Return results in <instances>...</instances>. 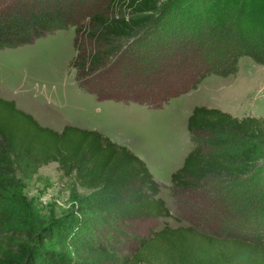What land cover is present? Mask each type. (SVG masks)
Wrapping results in <instances>:
<instances>
[{
    "label": "trees",
    "instance_id": "16d2710c",
    "mask_svg": "<svg viewBox=\"0 0 264 264\" xmlns=\"http://www.w3.org/2000/svg\"><path fill=\"white\" fill-rule=\"evenodd\" d=\"M72 26L70 67L99 100L159 109L209 75L237 73L243 56L264 65V0H0V50ZM188 129L192 150L169 192L189 224L173 227L161 184L128 146L42 127L0 98V263L16 212L2 206L22 198L18 174L57 162L88 190L74 201L80 218L57 228L75 260L41 248L26 264H264V118L196 106ZM139 221L152 222L144 234L132 232ZM43 230V245L59 241Z\"/></svg>",
    "mask_w": 264,
    "mask_h": 264
},
{
    "label": "rangeland",
    "instance_id": "374dc122",
    "mask_svg": "<svg viewBox=\"0 0 264 264\" xmlns=\"http://www.w3.org/2000/svg\"><path fill=\"white\" fill-rule=\"evenodd\" d=\"M75 36V26H72L51 31L28 44L0 50V63L13 67L0 66V83L11 80L13 99L7 101L15 102L17 108L32 115L42 127L61 130L66 124H82L84 128L102 129L111 140L142 152L164 184L170 183L174 171L171 169L178 167L179 159L184 156V137L189 136L184 117L190 108L207 106L240 119L264 118V65L249 56L239 59L237 73L209 75L198 88L164 107L144 109L135 103L101 101L93 93L80 89L76 70L70 67L76 55ZM255 141L264 147V139ZM18 177L22 198L3 202L2 206L4 211L15 208L16 212L10 248L0 264H26L33 254L40 255L41 248L59 252L65 261L75 260L67 252L64 236L57 228L64 221L71 226V220L80 218L73 212L74 201L88 190L77 184L74 175L66 176L57 162L43 165L33 179H25L20 174ZM162 186L172 212L167 222L173 227L188 225L177 212L169 186ZM150 225L152 222L139 221L131 229L135 234H144ZM47 226L58 232L59 241L47 239L43 245L40 240L46 239L43 229Z\"/></svg>",
    "mask_w": 264,
    "mask_h": 264
},
{
    "label": "crops",
    "instance_id": "0c3cea01",
    "mask_svg": "<svg viewBox=\"0 0 264 264\" xmlns=\"http://www.w3.org/2000/svg\"><path fill=\"white\" fill-rule=\"evenodd\" d=\"M1 52V51H0ZM75 52H76V50H75ZM0 66H3V67H7V68H10V67H12L10 64H6V63H4V62H1L0 63ZM12 69H13V67H12ZM11 80L10 79H8V81L6 82V83H0V98H2V99H6V100H8V99H11L12 98V87L10 86V84H11V82H10ZM80 87V86H79ZM80 89L82 90V88L80 87ZM84 90V89H83ZM193 91V90H192ZM191 92V91H190ZM189 93V92H188ZM187 94V93H186ZM183 95H185V94H183ZM183 95H180V96H183ZM180 96H178V97H180ZM178 97H175V98H173L172 100H174V99H176V98H178ZM13 99V98H12ZM104 100H106V99H104ZM107 100H112V99H107ZM102 101V100H101ZM118 102H120V101H118ZM130 104H132V103H130ZM134 104V103H133ZM135 104H138V103H135ZM141 105V104H140ZM142 107L144 108H146V106L145 105H142ZM207 107V106H206ZM144 108V109H145ZM208 108H211V107H208ZM194 110V109H193ZM193 110H192V108H190L189 110H188V113H186V115H185V117H184V122H186L187 123V128H188V121H189V117L191 116V114H192V112H193ZM175 117L176 118H179V116L178 115H175ZM183 120V119H182ZM68 125H72V124H68ZM67 126V124L63 127V129L65 128ZM72 126H77V127H79V128H82V129H88V128H84L83 126H82V124H79V125H72ZM49 128H51V129H53V130H55V131H59V132H61L63 129H61V130H57V129H54V128H52V127H50V126H48ZM90 130H98V131H100V132H102L103 133V131H101L99 128H95V129H90ZM105 134V133H104ZM192 141H191V138H190V133H189V136H188V134L186 135V138L184 137V142H183V150L182 151H184V156L183 157H181L180 159H179V161H178V167H174L175 169H171V170H174V171H172V174H171V181H170V183L169 184H164V183H162L161 181H159V180H161L160 179V176L158 177V176H156L155 175V173H154V171H153V167L152 166H150V164L148 163V161H147V159H146V157L144 156V154L142 153V152H140V151H136V149L135 148H133V147H131V146H129L138 156H140L143 160H145V162L147 163V165H148V167H149V169H150V171L152 172V174H153V176H154V178H155V180L156 181H158L160 184H161V191H160V196L161 197H163L164 199H165V201L167 202V199H166V197H164V193H163V186L162 185H165V186H170L171 184H172V175H173V173L176 171V170H178V169H180V168H182L183 167V165H184V163H185V160H186V157L188 156V154L190 153V151L192 150ZM162 169H165L164 168V166L162 167Z\"/></svg>",
    "mask_w": 264,
    "mask_h": 264
}]
</instances>
